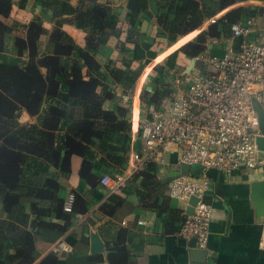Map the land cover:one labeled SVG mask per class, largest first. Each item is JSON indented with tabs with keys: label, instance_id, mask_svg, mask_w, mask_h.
<instances>
[{
	"label": "trees",
	"instance_id": "obj_1",
	"mask_svg": "<svg viewBox=\"0 0 264 264\" xmlns=\"http://www.w3.org/2000/svg\"><path fill=\"white\" fill-rule=\"evenodd\" d=\"M38 1L43 11L51 12L55 24L48 35V42L53 44L50 52H41L37 45L38 37L46 32L38 16L27 26V39L15 41L16 55H7L4 37L10 29L0 20V205L4 212V218H0V264L6 261L34 264L35 241L40 234L29 229L30 214L36 217L33 227L64 232L75 215L87 209V203L73 192L72 208L67 212L63 209V198L58 195L60 176L69 175L72 154L82 156L80 177L95 186L98 182L91 176V163L96 155L100 154L98 162L104 173L115 176L125 169L130 151L125 142V135L131 131L129 109H105L103 102L113 98L108 85L111 82L131 89L140 67L131 70L129 62L124 60V68L109 62L106 71L95 59L98 47L119 34L115 12L97 0H79L76 7L67 0ZM152 1L158 6L157 23L172 43L230 5L244 0ZM11 4L12 0H0V17L9 14ZM127 10L128 20L136 24V17L144 13L146 4L127 0ZM250 13L241 7L228 11L183 44L179 51L189 58L200 55L207 48L208 38L231 36L230 24L250 17ZM65 22L86 32L83 48L61 29ZM136 41L131 35L127 37V42ZM117 48L129 52L124 42L118 43ZM24 51L26 61L19 58ZM196 64L202 67L200 62ZM155 70V80L160 84L158 90L153 94L142 91L140 98L145 104L157 106L173 90L165 83L161 69ZM22 109L35 116V122L20 123ZM154 167V163H148L132 175L142 178L138 196L142 205L151 210H156V204L161 202ZM27 203L30 213L25 211ZM109 203L102 204L100 210L112 215L122 202L112 195ZM115 251L116 254L124 252L122 246ZM99 260V255H89L85 264ZM36 264L59 263L56 254L49 253Z\"/></svg>",
	"mask_w": 264,
	"mask_h": 264
},
{
	"label": "crops",
	"instance_id": "obj_2",
	"mask_svg": "<svg viewBox=\"0 0 264 264\" xmlns=\"http://www.w3.org/2000/svg\"><path fill=\"white\" fill-rule=\"evenodd\" d=\"M67 1L73 7L80 4L79 0ZM138 1L146 4V10L144 13H139L136 24H132L127 18V0H97L107 5L111 12H115L116 28L119 34L110 37L104 45L98 47L95 54L96 61L106 71L109 68L107 66L109 62L116 67L124 68V60L129 62L131 70L139 67L141 70L131 89H124L117 82L109 83L114 93L113 98L103 102L105 109L118 107L129 109L131 131L125 135V142L128 143L130 151L127 165L121 173L125 175V186L118 191L113 183L109 185L101 183V177L105 173L103 166L98 162L100 154H97L93 164L91 163L93 172L91 176L98 183L95 186L86 183L79 174L83 158L79 154H72L70 173L67 177L60 176L61 189L58 195L65 202L70 195L73 196L74 201V193H78L87 203V209L83 213H77L64 232L33 227L36 217L30 214L29 229L40 234L35 241L34 264L47 254L53 253L52 247L58 241H64L71 246L70 251L56 254L59 264H85L86 258L95 254L99 255L101 260L94 264H198L191 261L189 250L194 249L192 245L177 236L182 221L180 214L182 203L170 199L167 189L168 182L173 176L179 173L200 175V167L180 164L176 148H170V152H165L163 163H154L156 180L160 185L158 197H161V202L156 204V210L142 205L138 196V192L142 190V178L133 177L128 172L130 154L139 149L136 125L144 116L145 104L140 95L142 91L153 94L158 90L160 84L155 80L156 68L161 69L162 75L165 74V83L174 91V78L186 72L191 60L179 51L180 47L228 11L239 7L248 9L251 12L250 18H253L256 23L255 33L261 34L264 29V0L236 2L219 12L212 20H206L198 29L178 37L172 43L168 41L166 34L157 23L158 6L155 2ZM50 13L48 10H42L38 0H12L9 14L0 17L1 22L10 29L4 37L6 54L16 55L15 41L27 39V26L38 16L41 17V25L46 32L38 37L37 45L41 52L44 50L50 52L53 44L48 42V35L55 26ZM133 25L136 27L133 28ZM61 29L72 38L76 45L81 48L85 46L86 32L68 22L63 23ZM129 35L137 38V41L127 42ZM186 36L188 38L184 39ZM120 42L126 44L128 53L117 48ZM206 45L205 52L222 54L228 47L237 44L231 36L222 35L208 38ZM216 45H222L223 49L215 50ZM19 58L26 61L27 52L24 51ZM196 65L195 63L193 68ZM35 118L22 109L18 121L29 124L35 122ZM206 175L209 179V191L206 197L212 205V218L204 248L206 256L202 264H264V215L260 219L256 217V210L250 198V184L254 180L264 178V164L254 170L231 174L209 170ZM164 181H166L165 184ZM112 195L119 197L122 203L112 212V215H108L100 210V206L109 205V198ZM25 211L30 213L28 203ZM0 218H4L1 205ZM138 221L143 223L140 224ZM94 232L99 235L104 245L103 253H90V234ZM120 246L123 247L124 252L116 254L115 248ZM4 264L12 263L6 261Z\"/></svg>",
	"mask_w": 264,
	"mask_h": 264
},
{
	"label": "built area",
	"instance_id": "obj_3",
	"mask_svg": "<svg viewBox=\"0 0 264 264\" xmlns=\"http://www.w3.org/2000/svg\"><path fill=\"white\" fill-rule=\"evenodd\" d=\"M229 29L237 39L236 46L220 55L204 51L193 57L202 67L177 75L174 91L157 106L144 104V116L136 125L140 146L130 154L128 163L132 176L148 163H163L165 152L176 148L180 164L200 167V175L173 176L167 189L170 199L182 203L177 236L194 249L206 247L212 218V205L206 199L207 171L231 174L264 164L255 143L262 132L254 107L256 102L264 112V29L257 35L250 17L231 23ZM101 183H113L119 191L125 186V175L105 173ZM191 197L196 202L187 214ZM72 202L70 195L63 209L71 211ZM70 250L64 241L52 247L54 254Z\"/></svg>",
	"mask_w": 264,
	"mask_h": 264
},
{
	"label": "water",
	"instance_id": "obj_4",
	"mask_svg": "<svg viewBox=\"0 0 264 264\" xmlns=\"http://www.w3.org/2000/svg\"><path fill=\"white\" fill-rule=\"evenodd\" d=\"M195 64L194 58H191L187 70L185 73H189ZM254 107L257 111L260 129L262 135L256 137L255 143L257 149L260 151L261 155L264 157V112L261 110L260 106L254 102ZM250 198L252 200L253 206L256 210V217L260 219L264 215V178L254 180L250 184ZM196 198L191 197L188 201L189 205L186 207V213H192V206L195 204ZM104 245L101 242L99 235L97 233L90 234V253H103ZM191 261L193 263L202 264L206 256V250L204 249H191L189 250Z\"/></svg>",
	"mask_w": 264,
	"mask_h": 264
},
{
	"label": "rangeland",
	"instance_id": "obj_5",
	"mask_svg": "<svg viewBox=\"0 0 264 264\" xmlns=\"http://www.w3.org/2000/svg\"><path fill=\"white\" fill-rule=\"evenodd\" d=\"M213 18H211L210 20H212ZM213 22H215V21H212L211 23H213ZM210 23V24H211ZM217 49H223V46L222 45H216L215 46V50H217ZM213 54H216V55H220V54H217V52H214ZM172 80V79H171ZM171 82V81H170ZM140 146V144L138 145V147ZM182 165H185V164H182ZM185 166H187V165H185ZM194 175V174H193Z\"/></svg>",
	"mask_w": 264,
	"mask_h": 264
}]
</instances>
